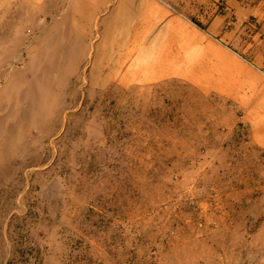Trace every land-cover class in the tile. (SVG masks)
<instances>
[{"label":"rangeland","instance_id":"1","mask_svg":"<svg viewBox=\"0 0 264 264\" xmlns=\"http://www.w3.org/2000/svg\"><path fill=\"white\" fill-rule=\"evenodd\" d=\"M59 1L0 0V264H264V149L248 156L247 118L264 114V85L221 50L212 68L185 6L165 4L149 49L123 61L128 6ZM165 40L176 76L118 82ZM231 130L245 150L226 148Z\"/></svg>","mask_w":264,"mask_h":264},{"label":"crops","instance_id":"2","mask_svg":"<svg viewBox=\"0 0 264 264\" xmlns=\"http://www.w3.org/2000/svg\"><path fill=\"white\" fill-rule=\"evenodd\" d=\"M69 2V0H60L59 2ZM71 1V0H70ZM108 0H98L99 4ZM118 4V14L123 12L128 6L126 11L131 13L132 18V36L136 44H133L130 56L122 57L123 61L134 59V55L140 49L148 50L147 37H151L153 27L160 21H164L166 15L169 14V10L165 7V4H180L185 6L183 9V17L192 20L193 16L197 22V34L196 45L198 48H204L208 51L210 46L213 51L211 62L215 61L216 65L212 66L215 69H219L220 61L225 64L224 60H220L219 51L226 54L228 58L235 59V56L243 61L245 81L243 83L264 85V0H116ZM55 3V1L53 2ZM61 5V4H58ZM131 7V8H130ZM59 7L56 8V10ZM49 15V14H48ZM55 15V14H53ZM52 15V17H53ZM54 18V17H53ZM111 21L117 22L115 16L111 18ZM177 36L180 37V45L187 48L188 37L184 30H180L179 26L175 28ZM179 29V30H178ZM167 38V37H165ZM164 38V39H165ZM150 42V40H148ZM172 42L167 40L162 41L161 46L155 57L148 59V63L144 66L134 65L131 68V73L123 71V67H116L120 69L117 71L116 78H122L118 82H122L132 76L134 80H141L142 83L152 82L154 79H162L165 76H176L177 71L173 68V65L178 61L176 56H172L169 51ZM179 45V43H178ZM129 53V52H127ZM181 59L187 61V53L181 54ZM226 61L227 63H233ZM223 67L231 68V65H223ZM205 74V73H204ZM129 75V76H128ZM207 75L209 78L210 75ZM254 77V78H253ZM127 83L131 81H126ZM132 83V82H131ZM253 113L249 114L247 118L250 120L252 126L251 139L253 148L250 157H260V149H264V114L259 113L257 109H253ZM228 149H233L235 152L237 149L244 150L249 146L248 141H237L236 135L233 137V130L228 131ZM225 138L224 134L222 135ZM230 136V137H229ZM223 142H226L223 139ZM223 148V147H221ZM258 149V150H256ZM260 160L263 162L264 157ZM261 162V165H262ZM264 178H261L263 181ZM264 189V185L259 186ZM238 190L233 191L232 195L237 193ZM241 194V191H238ZM245 192V191H243ZM203 204H211V202H204ZM178 245V247H176ZM177 248H181L180 238L172 240L170 252Z\"/></svg>","mask_w":264,"mask_h":264}]
</instances>
